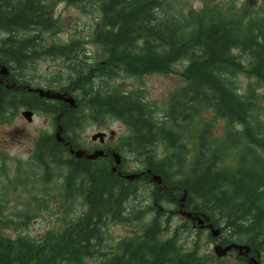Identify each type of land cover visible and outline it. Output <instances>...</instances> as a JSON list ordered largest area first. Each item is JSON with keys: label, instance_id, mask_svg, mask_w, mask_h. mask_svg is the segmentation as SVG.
<instances>
[{"label": "trees", "instance_id": "obj_1", "mask_svg": "<svg viewBox=\"0 0 264 264\" xmlns=\"http://www.w3.org/2000/svg\"><path fill=\"white\" fill-rule=\"evenodd\" d=\"M59 1L99 13L94 42L101 61H88L76 39L46 44L45 34L61 31L52 0H0L5 36L0 64L10 71L9 87L0 76V123L20 108L45 113L56 129L62 126L74 149H82L72 136L83 118L99 123L116 118L129 131L122 146L163 184H152L146 176L130 182L123 177L129 174L124 165L122 175L113 172L112 157L77 159L55 134L41 135L32 164L43 170L46 184L59 178L64 216L40 239H12L4 230L23 228L35 215L3 217L0 207V264H223L202 256L199 244L186 250L176 236L163 238L170 218L157 206L179 208L185 191L187 209L209 217L222 230L223 245H248L251 256L260 254L264 264V93H259L264 90V0L252 13L237 0H222L190 15L175 11V0ZM43 57L65 68L61 84L50 80L48 89L72 94L77 108L28 91L33 78L25 71ZM180 62L187 63L181 73L186 84L171 94L163 117H157L141 90L111 87L118 78L174 73L173 65ZM242 74L256 80L244 94L236 82ZM219 120L224 122L221 137ZM141 182L148 185L153 217L139 234L112 245L107 228L132 223L144 212L131 206L138 205L134 196ZM73 200L85 206L75 216L69 207Z\"/></svg>", "mask_w": 264, "mask_h": 264}, {"label": "rangeland", "instance_id": "obj_2", "mask_svg": "<svg viewBox=\"0 0 264 264\" xmlns=\"http://www.w3.org/2000/svg\"><path fill=\"white\" fill-rule=\"evenodd\" d=\"M222 0H175V11H184L185 14L200 10L205 3L216 4ZM237 6L243 7L252 13L261 6V0H237ZM54 7V15L59 20L61 31L56 34H45L44 40L48 46L53 44L63 45L69 43L73 39L83 43L87 60L90 58L94 62H100V47L94 42V32L99 23V13H84L75 6L68 5L59 0H52ZM191 14V13H190ZM189 14V15H190ZM5 37L0 33V39ZM245 59V58H242ZM187 63L180 62L173 65L174 73L171 74H151L141 78L132 77L121 79L118 78L112 81L111 87L122 91L141 90L146 101L150 105L155 106L157 117H163V109L168 103L171 94L177 89L186 84L185 79L181 75L187 67ZM65 68L60 61L54 62L47 57H43L33 65L29 66L25 74L28 78H33L32 84L35 87L45 88L48 81H57L55 84H61V76L64 74ZM238 90L244 94L251 83H256V80L249 78L247 75H239L236 79ZM110 87V88H111ZM48 88V87H47ZM112 89V88H111ZM259 93H264L260 90ZM79 99L82 100V95ZM78 102V101H77ZM80 108H84V104L80 103ZM24 108L16 111V114L9 113L8 121L0 123V207L3 217H13L17 219L20 213L34 214V219L23 228L18 230L7 229L4 234L9 238H16L17 235L27 236L34 240L40 239L48 230L59 227L63 219V192L62 186L58 181L59 178L53 177L50 183L44 182V172L42 169L33 166L34 155L36 152L37 143L41 135L55 134V122L53 117L45 113H36L29 122L22 116ZM80 115H83L82 113ZM218 135L223 136L224 122L218 121ZM106 133V142L108 146L119 149L123 155L124 168L126 171L135 172L143 170V166L138 163L136 157L122 146V141L129 131L127 126L120 120L113 117H106L102 123L90 121L88 118H83L82 124L76 132L75 141L83 148L92 149L99 147V141L93 142L92 137L97 133ZM113 133L114 136L110 134ZM163 152L159 150V156L162 157ZM2 169V171H1ZM4 169V170H3ZM146 182H141L138 186V195L134 196L138 205H132L136 210L144 211L142 214L132 219V223H112L107 228V235L110 244L131 238L139 234L142 225L151 221L154 211L150 206L154 205L149 201V190ZM42 204V206H41ZM72 216H75L79 211H83L85 207L80 200H73ZM165 212L168 222V231L163 238L168 239L176 236L179 239V244L186 250L193 249L199 244L200 253L202 256L208 255L214 260H221L223 264H247L242 262L236 252L230 253L228 256L218 259L215 254L214 247L218 239L211 241V235L208 231H202L193 228L191 224L187 225L176 208L169 203L159 205ZM135 210V211H136ZM68 217H71L68 216ZM188 228H185V226ZM223 241V232H222ZM86 264H98L97 261L91 260Z\"/></svg>", "mask_w": 264, "mask_h": 264}, {"label": "water", "instance_id": "obj_3", "mask_svg": "<svg viewBox=\"0 0 264 264\" xmlns=\"http://www.w3.org/2000/svg\"><path fill=\"white\" fill-rule=\"evenodd\" d=\"M9 75V70L7 69L6 66L0 64V76L4 79L7 80ZM29 92L37 93L40 98L43 99H48V100H57L61 101L63 103H66L69 108H76L77 103L75 99L70 96L68 93H61V92H55L51 90H45L41 88H28ZM22 115L29 121H32L33 117V112L30 110L24 111ZM57 122L59 124L60 120L59 118L57 119ZM62 132L63 128L59 124L57 132H56V138L59 142L64 143L68 146H70V153L74 155L78 159H86L90 161H96L99 158H103L107 155V153L103 150H96L92 153H87L85 150H75L72 148V145L70 142H66V140L62 137ZM106 134L104 133H98L92 137L93 141L100 140L101 143L104 142ZM114 159H115V167L113 168V172L118 171V166L121 164V156L117 153H112ZM148 174L151 176V182L156 183L158 185L163 184V180L159 175L152 174L151 170H148L147 172H143L142 174ZM122 175L121 173H119ZM139 174H132V175H125L123 176L126 178L128 181H134L135 179L139 178ZM187 201V192H184L183 198L180 200V209H179V214L189 220H192L194 223H196V226H198L200 229H208L211 232V235L213 238H219V241L217 245L215 246L214 250L216 255L219 258L226 257L229 252L237 251L238 255L240 257H245L248 260L249 264H260V262L257 260L256 257H250L249 254L251 252V248L248 245H240L236 243H232L227 246H223L221 243V229H217L214 224L209 223L206 224L207 222L210 221V218L207 217L204 214H197V213H190L185 210V203Z\"/></svg>", "mask_w": 264, "mask_h": 264}, {"label": "flooded vegetation", "instance_id": "obj_4", "mask_svg": "<svg viewBox=\"0 0 264 264\" xmlns=\"http://www.w3.org/2000/svg\"><path fill=\"white\" fill-rule=\"evenodd\" d=\"M86 56H89L88 54L86 55ZM66 145V144H65ZM66 146H68V145H66ZM69 148H70V146H68ZM95 149H102V150H104V151H106V153H107V156L105 157V158H107V157H112V153H114V152H117V153H119L118 151H117V149H115V148H112L111 146H108L107 145V142H106V139H105V142H104V144H102L101 146H99V147H94V148H92V149H90V147L89 148H84V150L87 152V153H89L90 154V151H93V150H95ZM90 161V160H89ZM112 161H113V167H114V158L112 157ZM123 165V164H122ZM120 167H121V165L119 166V168H118V171H117V173L119 174V173H121L120 172ZM142 171H140V173H141ZM144 176H146V178H148L149 179V177H148V175H141L140 177H139V179L141 178V177H144ZM187 210V209H186ZM188 211V210H187ZM177 213V212H176ZM190 222H188L189 224H191L192 226H193V228H195L196 229V226L194 225V223L191 221V220H189Z\"/></svg>", "mask_w": 264, "mask_h": 264}]
</instances>
